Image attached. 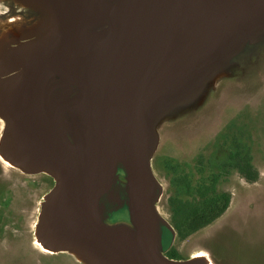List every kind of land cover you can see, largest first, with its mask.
Wrapping results in <instances>:
<instances>
[{
  "label": "rangeland",
  "instance_id": "obj_1",
  "mask_svg": "<svg viewBox=\"0 0 264 264\" xmlns=\"http://www.w3.org/2000/svg\"><path fill=\"white\" fill-rule=\"evenodd\" d=\"M212 3L187 2L171 58L148 93L145 116L158 247L183 262L199 256L211 264H264V12H226ZM50 21L33 4L0 0V52H5L0 76L14 72L11 49L47 29ZM107 29L95 22L86 33L95 40ZM227 38L231 40L222 44ZM82 93L76 82L56 74L47 92L49 109L72 144L87 140L89 127L76 108ZM5 126L0 117V146ZM247 158L259 174L256 182L237 169ZM213 177L218 192L231 195L230 207L182 239L170 200L193 201L186 194L188 184L191 190L209 187ZM54 186L55 175L31 171L0 154V264H89L78 261L72 249L38 240ZM101 192L103 222L134 230L129 175L122 162ZM52 248L57 253H50Z\"/></svg>",
  "mask_w": 264,
  "mask_h": 264
},
{
  "label": "water",
  "instance_id": "obj_2",
  "mask_svg": "<svg viewBox=\"0 0 264 264\" xmlns=\"http://www.w3.org/2000/svg\"><path fill=\"white\" fill-rule=\"evenodd\" d=\"M23 1L49 12L55 25L10 51L14 72L0 76V117L6 123L1 146L13 162L55 175L42 214V238L67 249L83 247L98 264H193L171 260L158 247L145 116L150 84L171 58L191 0ZM211 1L222 11H237ZM229 1L232 7L242 5L239 10L264 12V0ZM89 8L94 21L108 29L77 56L91 24ZM55 74L83 91L76 108L89 128L79 145L97 165L88 166L51 115L47 92ZM117 162L129 175L134 230L104 223L93 202L102 169L109 170L104 183Z\"/></svg>",
  "mask_w": 264,
  "mask_h": 264
},
{
  "label": "trees",
  "instance_id": "obj_3",
  "mask_svg": "<svg viewBox=\"0 0 264 264\" xmlns=\"http://www.w3.org/2000/svg\"><path fill=\"white\" fill-rule=\"evenodd\" d=\"M239 173L249 182H256L258 172L251 166L247 158L237 165ZM187 195H193V201L181 197L171 198L170 205L173 209V224L182 239H186L200 230L208 227L221 218L229 209L231 195L218 192V178L213 177L211 186L205 184L199 187L187 186Z\"/></svg>",
  "mask_w": 264,
  "mask_h": 264
},
{
  "label": "bare ground",
  "instance_id": "obj_4",
  "mask_svg": "<svg viewBox=\"0 0 264 264\" xmlns=\"http://www.w3.org/2000/svg\"><path fill=\"white\" fill-rule=\"evenodd\" d=\"M218 2L222 5V6H224V8H225V10H229V11H231L232 9H236L237 11L239 10V9H241V6L242 5H238V6H235V5H233V7H232V4L230 3V1L229 0H218ZM88 14H89V21L91 22V23H95V18H96V16H95V11L93 10V9H91V8H89V11H88ZM184 27V26H183ZM48 28H50V27H48ZM184 30V29H183ZM87 31V30H86ZM86 31L84 32V34H83V37H82V40H81V46H80V49H79V51H78V55L77 56H80V55H82V54H84V53H87L88 51H90V49L92 48V46H93V43L95 42V41H97L100 37H98V38H96L95 40H93V39H91L90 38V36L89 35H87V33H86ZM39 33H37L36 35H38ZM35 35V36H36ZM102 37V36H101ZM235 36H233L232 37V39L234 38ZM231 40V38H227V39H225L224 40V42L222 43V44H224V43H227V42H229ZM4 53L5 52H0V57L2 56V55H4ZM9 54H10V52H9ZM8 62H9V60H8ZM168 63V62H167ZM167 65V64H166ZM172 65V64H171ZM170 65V66H171ZM169 66V65H168ZM169 69H170V67H169ZM0 72L2 73V68H0ZM148 105V103L146 104V106ZM51 112V111H50ZM51 115H52V117L55 119V121L57 122V123H59L58 122V120H57V118L53 115V113L51 112ZM86 117L87 116H84L83 117V119H86ZM60 124V123H59ZM74 147H75V149L77 150V151H80L81 153L83 152V154H84V156L85 157H87V155H89L87 152H85V151H83L82 150V148H81V146L79 145V144H74ZM0 154L2 155V156H4L5 158H7V159H10L5 153H4V151H3V149H2V146H0ZM119 153H117V155H118ZM88 159L87 160H85L86 161V163L88 164V162L90 163V165H88L89 167L90 166H92V165H94V164H96L97 165V162H96V160L92 157V156H88L87 157ZM11 160V159H10ZM12 161V160H11ZM102 166H105L104 164H102ZM110 166L111 165H108V167H109V169H110ZM106 168H103L102 169V173H101V176H100V178L101 179H98L97 178V182H98V184H96L95 186V192H94V197H93V202L94 203H97L98 204V202H99V194H98V191H99V189H100V187H101V185H102V183H103V181H104V179L103 178H106V175H107V173H108V169H107V166H105ZM100 174V173H99ZM98 174V175H99ZM87 179V178H86ZM86 182V187H88V185H89V181L87 180V181H85ZM98 200V201H97ZM96 207H97V205H96ZM99 212V211H98ZM99 215H100V213H99ZM101 216V215H100ZM37 236H38V240H39V242L40 243H43L44 242V239L42 238V230H41V226H39V229H38V233H37ZM56 248H52L51 249V252L50 253H57L56 251ZM70 252L74 255V256H76V258L78 259V261H82V262H88L89 264H98L97 262H96V259L88 252V250H86L85 248H83V247H78V248H72V250H70ZM190 263H194V262H202L203 264H211L207 259H204V258H201V257H196V258H194V259H192V260H190L189 261Z\"/></svg>",
  "mask_w": 264,
  "mask_h": 264
},
{
  "label": "flooded vegetation",
  "instance_id": "obj_5",
  "mask_svg": "<svg viewBox=\"0 0 264 264\" xmlns=\"http://www.w3.org/2000/svg\"><path fill=\"white\" fill-rule=\"evenodd\" d=\"M103 2H104L105 4H112V3L115 2V0H103ZM35 6H36V5H35ZM36 7H37V6H36ZM37 8L40 9V10H42V11H44V12L50 17L51 21H50V25H49L48 27H52L53 25H55V21H54L52 15H51L49 12L45 11V10L42 9V8H39V7H37ZM47 29H48V28H47ZM166 257L169 258V259H171V260H175V261H177L176 259L171 258V257H169V256H166Z\"/></svg>",
  "mask_w": 264,
  "mask_h": 264
}]
</instances>
